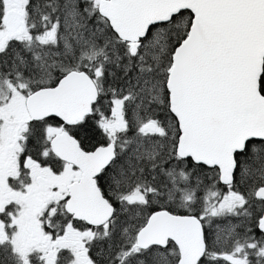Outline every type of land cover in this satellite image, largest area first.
I'll use <instances>...</instances> for the list:
<instances>
[{"label": "snow or ice", "instance_id": "1", "mask_svg": "<svg viewBox=\"0 0 264 264\" xmlns=\"http://www.w3.org/2000/svg\"><path fill=\"white\" fill-rule=\"evenodd\" d=\"M0 264H264V0H0Z\"/></svg>", "mask_w": 264, "mask_h": 264}]
</instances>
